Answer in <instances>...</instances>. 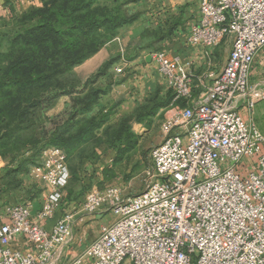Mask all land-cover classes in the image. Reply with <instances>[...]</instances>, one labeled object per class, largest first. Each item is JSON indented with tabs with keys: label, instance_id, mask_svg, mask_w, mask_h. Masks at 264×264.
<instances>
[{
	"label": "built area",
	"instance_id": "1",
	"mask_svg": "<svg viewBox=\"0 0 264 264\" xmlns=\"http://www.w3.org/2000/svg\"><path fill=\"white\" fill-rule=\"evenodd\" d=\"M194 1L201 15L188 42L211 47L227 39L232 50L219 72L203 74L196 96L189 62L180 54L152 56L174 99L164 138L151 150L146 189L127 198L116 186L93 189L48 230L39 220L62 211L71 173L64 151L45 148L35 173L48 184L47 198L36 221L27 203L5 208L0 264L68 257L76 217L107 210L114 221L67 264H264V132L237 109L240 99L252 109L262 97L250 73L264 48V0ZM18 236L33 250H15Z\"/></svg>",
	"mask_w": 264,
	"mask_h": 264
},
{
	"label": "rangeland",
	"instance_id": "2",
	"mask_svg": "<svg viewBox=\"0 0 264 264\" xmlns=\"http://www.w3.org/2000/svg\"><path fill=\"white\" fill-rule=\"evenodd\" d=\"M121 1L127 4L125 15L128 18L135 16V20L123 26L114 38L120 39H116L114 43L116 52L107 69V78L99 77L96 81L90 80L91 82L86 80L87 83L79 80L72 71L73 74L69 73L64 79L65 83H69V86L71 84L77 91H99L97 102L89 110L78 114L81 121L70 130L75 133L87 126L89 121H96L93 130L87 135L90 139L67 146L48 142L50 133L63 127L67 121L69 112L72 111V99L76 95L58 97L51 107L39 112V116L35 118L36 126L23 131L7 144H0V208L27 203L31 206L33 219H38L37 215L47 198L49 187L43 179L36 176L35 167L43 163L42 155L47 147L58 148L68 157L71 177L65 188L61 214L66 210L76 211L82 206L87 192L93 189L105 190L116 186L122 191L124 198H127L144 191L151 181L148 174L152 168L151 150L164 138L162 124L166 112L173 107L174 99L172 89L168 87L152 56L157 52L175 55L182 51L176 49L177 52L173 53L176 46L167 40L170 38H161L168 34V17L166 19L165 16L158 15L159 18H150L144 12H151L152 9H145V5L138 6V0ZM18 26L17 18L0 22V34L6 35ZM124 38L127 42L125 45ZM3 42L4 50L7 48V38ZM186 43L191 48H205L188 41ZM187 45L180 46L185 48ZM229 51V43L223 41L216 59L224 62ZM261 51L253 64L250 84L261 92L262 97L252 109L247 107L246 100L240 99L237 109L247 121L253 120L264 132V54ZM149 58L151 61H148ZM119 67L123 68V72L116 71ZM166 100L169 103L162 107ZM134 104L136 106L129 109ZM156 108L158 110L154 113L151 109ZM69 134H65L63 142L68 141ZM96 214V219H88L84 229H81L84 222L82 219L89 216L76 217L75 240L67 251V261L74 255L76 258L83 255L89 245L86 237L83 239L85 241L81 239V232L86 230L83 235L91 239L95 233V225L108 224L115 219V215L108 210ZM79 221L82 223H78ZM92 221L94 222L90 223Z\"/></svg>",
	"mask_w": 264,
	"mask_h": 264
},
{
	"label": "trees",
	"instance_id": "3",
	"mask_svg": "<svg viewBox=\"0 0 264 264\" xmlns=\"http://www.w3.org/2000/svg\"><path fill=\"white\" fill-rule=\"evenodd\" d=\"M120 1L43 0L40 6L17 17L16 29L0 34V144H7L36 126L39 112L51 107L62 95H76L72 99V111L64 124L66 127L52 131L48 142L67 146L90 139L87 135L96 121H89L75 133L70 130L73 125H79L78 114L97 102L99 91H77L64 79L112 41L123 26L135 20V16L125 15L127 4ZM174 25L169 23L168 34L162 35V39L170 37ZM5 38L8 43L3 50ZM111 64V59L105 62L88 81L104 76ZM163 103L162 107L169 100ZM151 110L155 113L158 108ZM67 133H70L68 141L63 142Z\"/></svg>",
	"mask_w": 264,
	"mask_h": 264
},
{
	"label": "crops",
	"instance_id": "4",
	"mask_svg": "<svg viewBox=\"0 0 264 264\" xmlns=\"http://www.w3.org/2000/svg\"><path fill=\"white\" fill-rule=\"evenodd\" d=\"M42 1L43 0H0V22H6L13 20L17 17H20L21 15L26 13L30 8L40 6L42 4ZM136 4L138 6L145 5L146 7L145 9L147 8L152 9L151 12L150 11L144 12L145 16L148 15V17L150 18L152 16L158 18L159 16L160 17L165 16L166 19L168 17L166 21H168L169 23L176 24L174 25L173 33L169 37L170 39L167 40H169L170 42H172L174 46H176L175 50H172V52L176 53L177 50L180 49L182 53L179 54L182 56L183 60L190 63V70L193 74L194 95L195 96L198 95L201 86L203 84V74L206 71L219 72L226 64L232 50V45L230 43V40L227 39L226 41L224 40V42H227L230 45L229 54L224 62L220 60L218 61L216 59L218 49L221 43L223 42H221L218 45L205 47V48H201V47L191 48L187 45L186 41H188V37L191 33V30L193 26L199 21L201 15L200 8L194 0H138ZM125 38H124V45L127 43L125 42ZM116 39L119 40L120 38L117 37ZM116 39H113L112 41L107 43L106 46L100 49L95 55H93L85 62L76 66L73 69V73H75L76 77L79 80L81 81L88 80L93 74H95L98 71V69L105 62L109 61L115 55L116 50L114 49L115 48L114 43ZM182 44L187 46L185 48H182L180 46ZM261 54L262 55L264 54V48L262 49ZM148 61H151V59L149 58ZM107 76L108 74L102 76V78L106 79ZM179 104L186 105V102L184 100H181ZM135 106L136 104L132 105L129 109L132 110ZM60 215L61 212H57L54 218L39 220V222L48 230H51L56 220L60 217ZM96 217L97 214L89 216L87 218H83L82 221L84 222L83 224H81L82 225L81 229L86 224L88 219L91 221L93 219H96ZM5 220H6L5 208L3 209L0 208V224ZM93 222L94 221L90 223ZM78 223H82V222L79 221ZM102 225L100 224L95 225V233H93L94 235L91 236L92 237L91 239L88 238L86 235H83V233H85L86 231L84 230L83 232L80 233L82 234L81 239L83 240L84 237H86L85 240L87 241V244L88 243L91 244L100 235ZM78 227H80V224ZM13 246L15 250L21 252H27L33 250V245L27 242L23 236H18L15 239ZM74 258L76 259L75 255L72 256V258L67 261V258L59 257L52 264H67L68 262L75 260Z\"/></svg>",
	"mask_w": 264,
	"mask_h": 264
}]
</instances>
